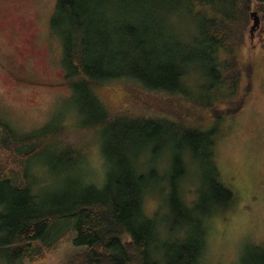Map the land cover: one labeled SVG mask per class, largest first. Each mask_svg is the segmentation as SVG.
<instances>
[{
	"label": "trees",
	"instance_id": "obj_1",
	"mask_svg": "<svg viewBox=\"0 0 264 264\" xmlns=\"http://www.w3.org/2000/svg\"><path fill=\"white\" fill-rule=\"evenodd\" d=\"M253 2L264 4L56 0L50 30L61 42V65L81 115L76 129L100 138L107 174L99 186L78 177L77 192L65 200L54 197L46 206L32 188L27 163L62 148L75 158L73 146L61 143L56 132L17 135L0 123V257L7 264L39 261L64 240L73 249L63 264H198L211 215L232 202L212 158L214 132L243 104L240 83L251 67L245 66V76L243 64L240 68L232 57L244 41L241 28ZM184 16L194 26L182 21ZM183 52L193 59H180ZM114 79L194 103L195 110L210 112L214 126H202L197 117L194 122L181 112L134 111L131 92V100L111 111L92 88ZM166 151L169 170L160 174L154 165L144 168L143 155L155 163ZM196 157L204 172L194 200L184 196L183 182ZM153 185L160 186L162 205L147 215L144 195L154 191Z\"/></svg>",
	"mask_w": 264,
	"mask_h": 264
},
{
	"label": "rangeland",
	"instance_id": "obj_2",
	"mask_svg": "<svg viewBox=\"0 0 264 264\" xmlns=\"http://www.w3.org/2000/svg\"><path fill=\"white\" fill-rule=\"evenodd\" d=\"M55 3L56 0H0V50L11 58L0 59V123L8 124L17 135L39 130L56 132L61 143L73 146L75 158L65 156L67 152L62 148L57 152L50 151L52 154L55 152L53 155L39 154L27 163L32 188L41 193L38 200L46 206H52L50 202L54 197L65 200L69 192H77L73 186L74 180L77 185L81 184L78 177L99 186L107 174L100 138L76 129L81 125V115L72 102L75 94L65 79L61 65V42L54 33L53 36V31L47 25L45 28L41 26V23L46 24L51 18ZM253 11L260 22L251 33L253 17L250 13ZM21 15L34 25L27 28L17 23L16 35L13 37L4 29L3 19L16 20ZM263 18L264 4L253 2L241 28L244 41L233 51L232 59L237 60L240 68L243 64V74L246 76L248 69L250 71L246 76L249 86L246 88L247 79L243 77L240 83L242 106L215 125L212 157L219 181L232 192V202L211 215L206 244L198 264H264ZM181 20L188 26H194L189 16ZM26 33L36 36L37 47L32 54L26 52V61H22V43ZM15 43L20 44L19 59L13 56ZM226 55L223 53L222 57ZM186 58L193 59L187 53L180 54V59ZM19 63L23 66H18ZM247 64L251 69H246ZM102 82L107 83L95 85L92 91L111 111H115L127 98L130 99L128 92H131L134 111L143 109L148 113L167 116L181 112L194 122L193 116L197 117L202 126H214L210 112L195 110L198 107L194 103L173 96L145 93L131 81L114 79ZM194 84L197 85L196 82ZM142 159L146 162L145 169L154 165L160 174L170 169L168 151L164 152L162 158L159 154L155 163L151 162L149 154L143 155ZM195 163L189 168V176L183 182L187 187L184 196H193L194 200L198 197L200 177L204 172L200 157L195 158ZM153 186L156 187L154 191L144 195L143 207L147 215L162 205L161 194L157 189L160 186ZM70 243L68 240L61 241L39 261L24 264H63L71 255L73 248ZM261 255L263 259L259 257ZM6 260L0 257V264H7Z\"/></svg>",
	"mask_w": 264,
	"mask_h": 264
},
{
	"label": "flooded vegetation",
	"instance_id": "obj_3",
	"mask_svg": "<svg viewBox=\"0 0 264 264\" xmlns=\"http://www.w3.org/2000/svg\"><path fill=\"white\" fill-rule=\"evenodd\" d=\"M40 8H42V7H40ZM49 22H50V18L47 20L46 24L41 23V26L43 28H45V26L47 25L48 28H50ZM17 23L20 26L27 27V28L32 27L34 25V23H28V19L23 15H21L20 17H16V20L4 18L3 22H2L4 29L7 30L13 37H15V35H16ZM36 23H37V20H36ZM22 38H23V33H22ZM19 45H20L19 43L14 44L13 56H15L16 59H19V57L21 56V53L19 51ZM22 46L24 48V53H23L24 56L22 57V61H26L25 60L26 59L25 53L27 52V53L32 54V51H34L37 47L36 36H33V34H31V33H26L25 38H24V42L22 43ZM0 59H11V58L7 57L6 53L0 50ZM17 65L23 66L21 63H19ZM15 67H17V66L15 65Z\"/></svg>",
	"mask_w": 264,
	"mask_h": 264
},
{
	"label": "water",
	"instance_id": "obj_4",
	"mask_svg": "<svg viewBox=\"0 0 264 264\" xmlns=\"http://www.w3.org/2000/svg\"><path fill=\"white\" fill-rule=\"evenodd\" d=\"M250 16L253 17V24L250 27V32L252 33L255 30V28L259 25L260 20L255 11L251 12Z\"/></svg>",
	"mask_w": 264,
	"mask_h": 264
}]
</instances>
